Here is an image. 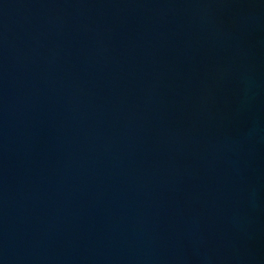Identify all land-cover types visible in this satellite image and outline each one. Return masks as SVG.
Masks as SVG:
<instances>
[{
	"label": "water",
	"instance_id": "water-1",
	"mask_svg": "<svg viewBox=\"0 0 264 264\" xmlns=\"http://www.w3.org/2000/svg\"><path fill=\"white\" fill-rule=\"evenodd\" d=\"M0 264H264V0H0Z\"/></svg>",
	"mask_w": 264,
	"mask_h": 264
}]
</instances>
